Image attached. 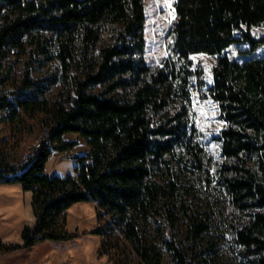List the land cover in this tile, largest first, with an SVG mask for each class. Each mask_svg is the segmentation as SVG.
Returning a JSON list of instances; mask_svg holds the SVG:
<instances>
[{
    "label": "trees",
    "instance_id": "16d2710c",
    "mask_svg": "<svg viewBox=\"0 0 264 264\" xmlns=\"http://www.w3.org/2000/svg\"><path fill=\"white\" fill-rule=\"evenodd\" d=\"M175 13L174 58L152 67L144 0H0V119L40 111L49 128L28 160L0 158V183L31 191L37 218L0 252L79 237L62 228L66 213L93 201L90 233L113 264H162L166 252L174 264H264V57H237L264 45L251 33L264 0H176ZM239 43L249 47L232 56ZM198 54L216 56L209 94L226 121L216 176L193 120ZM22 55L19 84L2 92ZM67 133L90 150L75 174H49L74 144Z\"/></svg>",
    "mask_w": 264,
    "mask_h": 264
},
{
    "label": "rangeland",
    "instance_id": "374dc122",
    "mask_svg": "<svg viewBox=\"0 0 264 264\" xmlns=\"http://www.w3.org/2000/svg\"><path fill=\"white\" fill-rule=\"evenodd\" d=\"M146 7V49L145 57L147 63L152 67L163 66L165 60L173 59V38L170 34L172 22L176 18V0H144ZM251 33L255 37L264 35V24L253 27ZM249 47L248 43H239L231 47V55L235 50H244ZM251 56L264 57V45L258 47L252 55H238L240 60ZM195 66H200L204 71L205 85L202 89L193 90V120L199 130V140L207 151L208 163L212 175L216 176L218 167L223 161L221 131L226 126L222 118L218 103L210 96L209 87L212 85V69L216 64V56L198 54L192 56ZM10 63L14 64L12 78L6 86L14 89L19 84L23 74L25 55L11 57ZM8 63V65L10 64ZM6 65V66H8ZM49 65L44 68L48 72ZM24 122L20 119L15 121L0 119V152L8 154L13 163L22 162V154L36 141L43 136L44 127L42 119L46 116L36 111L32 117L25 116ZM73 141L72 148L68 151L53 153L46 166V172L52 175L65 177L68 174H75L77 165L75 156L83 155L90 150L85 137L79 133H67L64 137ZM2 155V157H3ZM1 157V158H2ZM19 190L11 193L7 188L0 196V202L6 200L11 204H20L22 208L27 203L24 191L17 184ZM1 206V205H0ZM2 209V207H0ZM98 208L93 201H82L75 203L67 211L66 225L62 228L73 232L76 229L84 231L79 237L67 241L49 240V264H113L109 256H98V250L102 237L90 233L98 226ZM4 233L0 229V234ZM43 244V243H42ZM47 243H44L45 245ZM39 246V245H38ZM136 263L137 261L134 260ZM133 264V263H132ZM162 264H174L166 252Z\"/></svg>",
    "mask_w": 264,
    "mask_h": 264
},
{
    "label": "crops",
    "instance_id": "0c3cea01",
    "mask_svg": "<svg viewBox=\"0 0 264 264\" xmlns=\"http://www.w3.org/2000/svg\"><path fill=\"white\" fill-rule=\"evenodd\" d=\"M47 171V170H46ZM19 183H0V196L7 188L11 193L19 190ZM23 190L22 186L20 185ZM24 191V190H23ZM27 203L25 207L19 204H11L6 200L0 202V229L4 233L0 234V241L4 243H23L21 237L25 226H34L37 218L32 207V192L24 191ZM44 243H47L43 245ZM49 240L36 243L30 248H22L10 252H0V264H49ZM39 245V246H38Z\"/></svg>",
    "mask_w": 264,
    "mask_h": 264
},
{
    "label": "built area",
    "instance_id": "2783aa9c",
    "mask_svg": "<svg viewBox=\"0 0 264 264\" xmlns=\"http://www.w3.org/2000/svg\"><path fill=\"white\" fill-rule=\"evenodd\" d=\"M14 54L17 53V50L13 51ZM10 87L6 86L2 88V92L4 93H9L10 92ZM8 113V110H5V112L3 114ZM43 136L40 138H37L36 141L28 148V150L26 152H24L22 154V161L28 160L30 158V156L38 149L41 147V144L43 142V140L45 139V137L47 136V134L49 133V128L44 127L43 130ZM2 153L0 152V158L2 157Z\"/></svg>",
    "mask_w": 264,
    "mask_h": 264
}]
</instances>
